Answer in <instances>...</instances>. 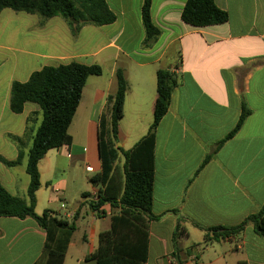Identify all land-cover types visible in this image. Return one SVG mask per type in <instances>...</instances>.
I'll use <instances>...</instances> for the list:
<instances>
[{"label":"crops","instance_id":"obj_1","mask_svg":"<svg viewBox=\"0 0 264 264\" xmlns=\"http://www.w3.org/2000/svg\"><path fill=\"white\" fill-rule=\"evenodd\" d=\"M185 1L151 0L150 18L160 35L148 47L143 46V0H106L116 17L113 24L86 25L76 37L60 17L39 26L36 15L11 9L0 12V156L4 159H16L18 150L9 137H21L28 114L37 109L27 103L21 114L10 111L13 82L24 83L43 67L71 62L101 69L99 76L87 78L72 119L89 124L86 147L76 143L68 129L71 144L49 150L38 163L35 213L72 215L67 221L73 222L74 231L62 264H96L86 258L95 252L99 234L110 229L111 216L117 212L109 204L100 207L99 215L89 208L91 195L99 188L89 180L100 171L93 139L97 152V126L103 114L108 117L106 101L116 92L117 69L123 71L127 84L118 124L140 126L137 133L123 132L118 126L116 146L123 151L144 137L152 123L156 72L169 70L177 81L155 130L151 214L157 219L148 223L144 264H264V236L257 235L252 224L236 235L204 242L206 229L236 227L264 207V0H214L228 14V21L208 27L181 20ZM242 103L249 115L215 151L236 126ZM29 146L24 144L19 165L8 168L0 163V184L8 194L24 200ZM209 153L211 159L195 175ZM79 164L85 177L76 187L77 180L71 184L67 173ZM83 194L87 195L83 198ZM44 242L45 232L33 219L0 218V264H45Z\"/></svg>","mask_w":264,"mask_h":264},{"label":"trees","instance_id":"obj_2","mask_svg":"<svg viewBox=\"0 0 264 264\" xmlns=\"http://www.w3.org/2000/svg\"><path fill=\"white\" fill-rule=\"evenodd\" d=\"M214 0H186L181 11V20L193 27H208L224 24L228 14L219 9ZM151 0H143L141 8L144 28L143 46L153 43L160 31L150 18ZM11 9L36 15L38 25L60 17L67 24L72 37H76L82 27H96L113 24L116 17L109 9L106 0H0V12ZM179 61V60H178ZM98 65L85 66L75 62L57 67H43L33 72L24 82H13L10 88L9 109L13 114H21L24 105L33 104L40 112L41 120L27 136H10L18 155L8 161L0 156V163L11 168L19 165L24 157V144L30 143L26 154L25 171L29 177L26 199L12 196L0 184V218H31L45 232L43 255L45 264H62L66 247L74 231L73 222L59 218L53 211L44 210L41 215L34 211L36 192L40 187L38 163L51 149L71 144L69 126L79 105L82 89L89 76H99ZM123 71L115 72L116 92L106 101L108 117L103 114L97 126V154L100 171L90 178L97 189V201L89 202V208L96 215L100 207L109 204L113 211L108 231L98 236V247L86 259L96 264H144L147 256L148 223L157 217L151 214L154 177L155 130L168 110L169 100L177 84L175 74L169 70L156 72V100L153 106V119L148 131L131 149L117 147L118 122L122 118L123 104L127 90ZM35 113V112H34ZM250 111L242 103L241 113L234 129L216 145L215 151L231 139L240 129ZM28 116L26 122L28 121ZM120 156L123 163L120 166ZM211 154L205 156L200 170L209 162ZM87 194H83L84 198ZM247 224H252L259 236H264V207L256 214L248 216L233 228L212 227L205 230L204 242L219 237L236 235ZM212 234V237L209 235Z\"/></svg>","mask_w":264,"mask_h":264},{"label":"rangeland","instance_id":"obj_3","mask_svg":"<svg viewBox=\"0 0 264 264\" xmlns=\"http://www.w3.org/2000/svg\"><path fill=\"white\" fill-rule=\"evenodd\" d=\"M28 117H29L28 121L27 122L25 121V124H27V127H26L27 136H30L32 134V131H34V129L39 124L41 120V116H40V112L36 109V111H31L28 114ZM117 125L120 127L121 131L123 132H126L127 129H131L132 131L137 133L140 130V126L137 124H136L137 126H134L133 124H117ZM88 127H89V124H85L84 121L81 124H77L75 120L71 122V125L69 127V133L74 137L75 142L84 147H86V136H87ZM30 129L32 130L31 132L29 131ZM121 141H122V136H121ZM121 141H119V143ZM93 142L95 144L94 145V152H95L94 159L96 160L97 159L96 138L93 139ZM120 162L121 163L123 162V158L121 156H120ZM82 168L83 166L79 164V168H77L76 170L72 172L67 173L68 179L71 184L73 183L72 181L77 180L76 187L82 184L84 177H85L82 173ZM72 187H75V186H72ZM78 199H80V195L78 196ZM66 201H67L66 202L67 204L73 203L72 202L73 200L72 201L66 200Z\"/></svg>","mask_w":264,"mask_h":264},{"label":"built area","instance_id":"obj_4","mask_svg":"<svg viewBox=\"0 0 264 264\" xmlns=\"http://www.w3.org/2000/svg\"><path fill=\"white\" fill-rule=\"evenodd\" d=\"M86 171H87V172H90V173L93 172L92 168H90V167H86ZM90 201H91V202H96V201H97V192H94V193L91 195ZM62 207H63V206H62ZM70 217H72V215H71V214H67L66 212H64V213L62 214V216H59V218L64 219V220H67V219L70 218Z\"/></svg>","mask_w":264,"mask_h":264}]
</instances>
